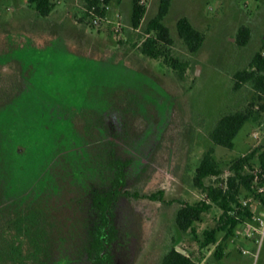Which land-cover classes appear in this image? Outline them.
<instances>
[{
    "label": "rangeland",
    "instance_id": "obj_1",
    "mask_svg": "<svg viewBox=\"0 0 264 264\" xmlns=\"http://www.w3.org/2000/svg\"><path fill=\"white\" fill-rule=\"evenodd\" d=\"M144 3L135 28L132 0H109L100 18L87 13L86 0H56L46 18L28 0H0V245L21 244L22 252L18 258L13 248L0 264H94L87 252L96 219L90 191L110 182V141L130 159L127 192L114 208L116 264H161L174 245L197 264H264V242L258 251L246 225L226 241L219 232L215 244L201 246L222 214L216 205L195 222L196 233L175 224L182 202L206 197L194 177L208 149L222 174L206 182L222 184L232 164L264 140V114L245 123L232 149L209 136L224 114L264 102L251 84L235 90L233 78L256 52L264 54V0H172L164 23L178 68L141 52L160 0ZM182 17L205 37L196 52L177 32ZM242 26L251 29L246 46L236 40ZM252 164L259 167L257 156ZM242 200L257 205L249 192L242 191ZM31 212L41 235L34 242L17 227L29 223L20 214Z\"/></svg>",
    "mask_w": 264,
    "mask_h": 264
},
{
    "label": "trees",
    "instance_id": "obj_2",
    "mask_svg": "<svg viewBox=\"0 0 264 264\" xmlns=\"http://www.w3.org/2000/svg\"><path fill=\"white\" fill-rule=\"evenodd\" d=\"M34 6L36 13L41 17H48L56 6V0H28ZM144 0H132L131 5V23L132 26L138 28L146 14V5ZM172 0H160L157 14L151 18L145 28L148 37L143 41L140 50L143 54L158 59L164 58L165 62L174 68L180 67L176 58L170 57L169 50L173 45V37L169 27L164 23V19L169 13ZM109 0L102 2L101 0H86V10L92 17H104L107 14L106 6ZM177 32L184 41L187 48L191 52L198 51L205 40L202 32H200L191 23L187 17H182L177 22ZM251 39V29L248 26H242L238 31L237 43L240 46H246ZM103 78L102 74H97V80ZM234 89L239 90L245 84H251L255 90L259 100L264 97V54L258 51L254 54L247 68L237 70L234 75ZM264 114V102L257 105L251 102L244 110H237L224 114L210 131L209 136L215 145L232 149L234 147V139L245 123L249 121H257ZM41 135V134H40ZM40 135H32L33 144L41 141ZM38 145V144H36ZM258 157L259 167L256 168L252 164V160ZM130 159H123L116 154L114 147L108 149L107 167L111 170L112 177L107 186L91 189V202L94 208L97 221L92 226L89 247V255L93 257L94 264H115L112 252L109 250V244L115 230L113 224V206L121 195L125 192L122 189L125 178V169ZM264 173V140L263 142L251 150L249 153L238 158L230 167V175L222 183L207 184L206 180L211 177H218L222 174L218 162L214 157V149H208L203 155L199 166L196 169L194 182L195 185L202 189L206 197L204 200L191 204L182 202L176 212L175 224L181 232L192 231L196 233L195 222L202 219V215L209 212L215 205L222 210V214L218 219L217 225L212 229L204 231V238L201 241L203 248L208 247L217 242V234L224 233V239L227 240L235 236L237 229L246 221L253 218L256 211L252 207V203L247 206L243 204L242 191L253 194L255 198H259L264 202V195L257 192L258 184H261V175ZM163 194V191L159 192ZM155 195H152L154 197ZM260 210V207L257 209ZM37 215L33 212L20 214V220L28 219L29 223L23 224L17 222L18 231L32 239L34 242L38 235L36 232L35 219ZM24 226V227H23ZM33 228L35 231H33ZM19 232V233H20ZM34 234V235H33ZM41 237L39 234L38 238ZM36 241V240H35ZM20 246L14 243L8 247L0 245V259L5 255L13 257L10 251L13 248L17 251L16 257L21 258ZM13 250V251H14ZM223 245L219 243L215 249V256L222 258ZM8 251V252H7ZM15 257V258H16ZM161 264H197V262L189 255L183 254L177 250V246H172L163 256Z\"/></svg>",
    "mask_w": 264,
    "mask_h": 264
},
{
    "label": "built area",
    "instance_id": "obj_3",
    "mask_svg": "<svg viewBox=\"0 0 264 264\" xmlns=\"http://www.w3.org/2000/svg\"><path fill=\"white\" fill-rule=\"evenodd\" d=\"M102 2H105V0H101ZM144 3V1H143ZM107 11L110 10V6L107 5L106 6ZM120 16V15H118ZM96 18H100V17H96ZM95 22L98 23V19H95ZM121 22L117 21L116 23V30L118 31L119 28L121 27ZM261 184H258L257 186V192L261 195H264V173L261 175ZM254 202L257 205H253L252 207L253 209L256 211L255 215L253 216L252 219L246 221L243 225H246L247 227H249V231L247 233L248 236H250L251 238H255V242L258 245L259 249L258 251L261 249L263 242H264V202H262L259 198H255ZM250 202H248L247 200L243 201V204L245 206H247ZM260 207V210H257ZM253 222L257 223L258 226L254 225ZM255 233L258 234L257 237H255ZM245 253V251H244Z\"/></svg>",
    "mask_w": 264,
    "mask_h": 264
},
{
    "label": "flooded vegetation",
    "instance_id": "obj_4",
    "mask_svg": "<svg viewBox=\"0 0 264 264\" xmlns=\"http://www.w3.org/2000/svg\"><path fill=\"white\" fill-rule=\"evenodd\" d=\"M111 147H114L115 148V150H116V154L118 155V156H120V154L118 153V149H117V145H116V143L114 142V141H110L109 142V145H108V149L109 148H111ZM108 157V150H107V154H106V158ZM107 160V159H106ZM130 163V162H129ZM111 171V170H110ZM113 174V173H112ZM112 177V176H111ZM110 180H111V178H110ZM110 183V182H109ZM124 184H125V178H124ZM124 184L122 185V189H123V191L125 192L124 194H126V190H125V188H124ZM103 187V186H102ZM94 188H100V187H98V186H93V188L92 189H94ZM160 192V191H159ZM124 194L123 195H121L120 197H119V199L122 197V196H124ZM158 194H160V193H158ZM152 195H155L154 197H152ZM152 195H150L149 197L151 198V199H153V198H156L157 197V194H152ZM162 197H163V194H160ZM119 199L117 200V202L119 201ZM116 202V203H117ZM116 203L114 204V208H115V205H116ZM114 208H113V224H114V226H115V230H114V232H113V235H112V240L117 236V234L119 233V230H118V227L116 226V223H115V221H114ZM95 216H96V214H95ZM97 221V218L95 219V222ZM94 222V223H95ZM94 223H93V225H94ZM93 225H91V227H90V231H89V234H90V238H89V244H88V251H89V247H90V241H91V239H92V236H91V230H92V226ZM35 234V233H34ZM112 240H111V242H112ZM111 242H110V244H111ZM110 244H109V250H110ZM19 246H21V244H19ZM14 250V249H13ZM19 251H21V249L19 248ZM87 251V252H88ZM112 252V251H111ZM89 254V253H88ZM112 255H113V253H112ZM113 260H114V256H113ZM114 263H115V261H114ZM116 264V263H115Z\"/></svg>",
    "mask_w": 264,
    "mask_h": 264
},
{
    "label": "water",
    "instance_id": "obj_5",
    "mask_svg": "<svg viewBox=\"0 0 264 264\" xmlns=\"http://www.w3.org/2000/svg\"><path fill=\"white\" fill-rule=\"evenodd\" d=\"M177 250L180 251V252L183 253V254H186V251L183 250V249L177 248Z\"/></svg>",
    "mask_w": 264,
    "mask_h": 264
}]
</instances>
